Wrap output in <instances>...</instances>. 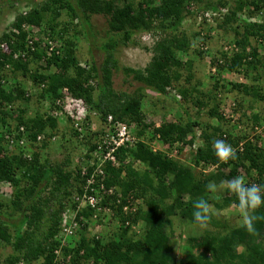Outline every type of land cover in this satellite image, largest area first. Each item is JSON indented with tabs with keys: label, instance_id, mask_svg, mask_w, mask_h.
I'll use <instances>...</instances> for the list:
<instances>
[{
	"label": "trees",
	"instance_id": "obj_1",
	"mask_svg": "<svg viewBox=\"0 0 264 264\" xmlns=\"http://www.w3.org/2000/svg\"><path fill=\"white\" fill-rule=\"evenodd\" d=\"M34 1L38 0L27 4ZM62 11L68 20L59 26ZM97 15L107 22L98 46L102 60L81 65L74 36L95 45L91 17ZM262 16L264 0H42L19 12L0 35V44L6 46L0 49V183L10 188L6 198L0 197V246L11 248L4 263L264 264V207L255 210L252 231L241 225L230 227L211 215L206 226L220 231L191 238L184 252L172 242L174 222L199 226L192 217L196 199H207L218 211L231 206L239 210L226 191L214 199V192L206 190L208 182L240 175L246 183L264 184V146L259 135L245 131L249 125L264 134V117L247 114L240 100L230 104L228 117L225 107H220L224 92L241 94L249 106L264 101V53L259 50L264 41ZM197 20L198 30L186 26ZM23 26L38 30L32 44ZM69 31L74 36L67 37ZM212 33H220L225 43L208 60L215 72L213 92L195 98L199 82L191 85L194 61L212 53L208 50ZM42 36L56 42V48L49 51ZM128 46L145 50L149 57L145 66L120 65L117 55ZM118 73L141 86L131 93L115 90L113 79ZM219 79L226 82L219 84ZM33 88L38 90L35 100ZM66 96L81 102L78 119L56 104H62ZM154 98L170 99L180 108L181 102L193 101L198 111L211 100L214 106L207 113L220 125L202 128L185 110L184 118L172 121L163 113L156 125L147 120L149 114L157 113ZM59 110L63 121L51 113ZM90 113L99 118L100 129H89ZM236 113L239 117L231 119ZM109 116L133 129L134 143L116 148L115 163L107 161L99 167L102 175L96 169L108 151L98 145ZM20 127L23 133L18 132ZM197 127L202 129L199 135ZM230 127L240 133L233 134ZM57 132L71 136L84 149L73 170L40 155ZM22 136L23 147L13 149L7 143L8 137ZM197 138L202 142L195 147ZM215 139L231 144L236 158L221 162L212 150ZM186 147H195L190 166L179 159ZM88 179L93 184L84 191ZM88 194H98L97 204L87 202ZM106 210L118 228L104 241L101 234L89 236L87 231L100 224ZM71 218L76 230L65 235L61 226L69 227ZM134 226L142 229L135 238Z\"/></svg>",
	"mask_w": 264,
	"mask_h": 264
},
{
	"label": "rangeland",
	"instance_id": "obj_2",
	"mask_svg": "<svg viewBox=\"0 0 264 264\" xmlns=\"http://www.w3.org/2000/svg\"><path fill=\"white\" fill-rule=\"evenodd\" d=\"M10 1L12 2V8L8 6V3L11 4ZM15 1V2H14ZM25 0H0V35L8 30L10 27V24L12 20H14L15 16L19 12H23L25 10H29L31 8H34L40 4L42 1H37L33 2L30 5L27 4V2H24ZM137 1V0H136ZM68 17L62 11L61 16L58 18L59 26L62 25L64 21H67ZM261 20H264V16L261 17ZM210 22V20H209ZM75 23V21H74ZM91 23L93 26V30L95 31L96 34V44L91 45L89 43V40H85L82 38L81 35H77L76 37L73 35L72 31H69L68 36L72 37L74 36V39L76 40V56L78 58V61L80 62L81 65H88L92 62V60L96 63L99 64L102 60V52L98 49V46L101 42V37L104 36V33L107 29V22H106V17L97 15V16H92L91 17ZM198 20L196 23L191 24V22L186 23V26L190 25L191 30H198ZM214 24V22H213ZM194 25V26H193ZM215 25V24H214ZM212 26V25H211ZM58 28V27H57ZM220 30V29H219ZM222 31V30H221ZM220 31V33H221ZM39 33V32H38ZM220 33H212L210 36L213 38L208 42V50H210L212 53L209 54V57L203 58L202 61H199L198 59L194 61V69L192 70V79H191V85L195 84L196 82H199V84L196 87L197 92H194L195 98H202L201 94L209 96L213 92L212 90V85L214 84L215 80L213 79V76H215V72L213 70H210L208 66V60L214 52L219 50V48L225 44L222 39L219 38ZM222 34V33H221ZM229 35L226 36L227 38L231 37L230 33ZM42 35V34H41ZM225 37V39H226ZM223 38V37H222ZM259 50L260 53H264V41L261 45H259ZM140 46H128L126 48H122V51L117 55L119 63L121 66H133L135 68H142L147 64L148 60V54L144 52ZM31 67H34V64L30 65ZM214 73V74H213ZM185 77V73H184ZM222 79L225 77H221ZM113 87L115 90H122L126 91L127 93H131L135 90H137V87L141 86L138 83H135L131 80L130 77L127 78V76L120 75L118 73L114 79H113ZM25 81V80H24ZM23 81V82H24ZM219 84L226 82V80H220L219 79ZM22 82V84H23ZM181 86L183 85L182 81ZM25 85V84H23ZM189 87V86H187ZM262 87L264 88V71H263V77H262ZM26 88L30 89V83H27ZM34 89V88H33ZM32 89V100H35V95L37 94L38 90H33ZM227 89H229V86H227ZM30 91V90H29ZM150 96V94L148 93ZM151 98V97H150ZM167 98V97H166ZM209 99V98H208ZM154 100L157 102V108H155L154 111H156V115L152 116L151 114L148 115L147 120L154 123V124H159L161 120H163V113H167L165 118L167 121H172L178 116H183L182 111L185 110L187 114L190 115L191 119L194 121L199 122L202 128H205L204 126H217L220 125V123L216 122L213 118L211 119L208 115V110L214 106L213 102L207 101V106H204L199 109L194 106V104L190 101H183L182 108L175 106L172 101L169 100H158V98H154ZM245 105V108H247V114H250L252 112L259 113L261 117H264V101L261 104L256 105L255 103H252L250 106L248 105V102H245V100L241 99V94H238L236 92H224L221 96V102H220V107H225L222 109L226 110L225 116L228 117L231 115L230 113V104H232L234 101H239ZM37 103V100L35 101ZM38 104V103H37ZM250 104V103H249ZM46 105V104H44ZM146 108L148 107V103L146 104ZM47 106V105H46ZM45 108V106H44ZM41 110V109H40ZM198 113V115L196 114ZM237 114V115H236ZM232 114L231 119H237L239 117V114ZM184 118V116H183ZM59 120L63 121L62 119L59 118ZM89 129L95 130V129H100L101 123L99 121V118L97 115H94L90 113V122H89ZM264 125V123H263ZM247 125V128H245V131L252 134V135H259L261 138V143L264 146V134L260 129L252 131ZM69 125L67 126L66 131L69 129ZM231 128V127H230ZM209 132L211 130L207 129ZM230 131L233 134H239L240 131L234 128H231ZM61 132V131H60ZM60 132L56 133V138L53 141H49L48 145L45 149L40 151V155L42 158H47L49 162L52 164H64L67 166L66 169L73 170L75 166L78 165L79 161V155L81 152H83V148L80 146L78 142L73 140L71 136L66 135H61ZM202 132V129L196 128V134L199 135ZM201 139L197 138L195 141V147L199 144H201ZM188 148L186 147L183 152L180 155V160L182 162H185L187 166H190V158L192 155V152L194 148ZM29 147L26 149L28 150ZM35 150V149H34ZM67 163V164H66ZM196 173H200L198 169H195ZM203 173H207V171H202ZM224 181V180H221ZM221 181H219L217 184H219ZM9 185H7L5 182L0 183V197H7V194H9ZM225 191H217L214 192V199H219L222 196H224ZM141 206V205H140ZM211 210H212V217L215 220H218L220 222H226V224L230 227H236L242 224V218L240 215V210H238L236 207H229L223 210H215L212 205ZM105 216L101 219L99 225H91L88 228V235L93 236L95 234H101V236L104 238V241L109 240L113 234L116 233L118 224L116 223L115 220H113L112 216L109 214V212L106 210ZM174 239L173 243L175 245V249H178V245L182 247V251H187L189 249L188 244L191 238H196L199 236L204 235L205 231H210V232H217L220 231L218 228L210 227V226H205V227H200V226H194L192 224H189L187 221L184 222V224L179 225L178 222H174ZM133 231V237L135 238L139 234L142 233L141 227L134 226L132 228ZM11 253V248L6 246L2 247L0 246V264H5L4 259L5 257ZM183 258L185 257L184 255H181ZM31 264H41V261L38 262H33Z\"/></svg>",
	"mask_w": 264,
	"mask_h": 264
},
{
	"label": "clouds",
	"instance_id": "obj_3",
	"mask_svg": "<svg viewBox=\"0 0 264 264\" xmlns=\"http://www.w3.org/2000/svg\"><path fill=\"white\" fill-rule=\"evenodd\" d=\"M212 150L215 156L226 163L230 159L236 158L235 149L224 139H215L212 142ZM206 190L210 192L226 191L234 197L242 218L241 227L253 230L256 220L254 212L256 209L264 207V184L246 183L243 176L237 175L228 180L221 181L219 184L210 181L206 184ZM193 222L200 227H205L211 219L212 210L209 201L199 198L192 203Z\"/></svg>",
	"mask_w": 264,
	"mask_h": 264
},
{
	"label": "built area",
	"instance_id": "obj_4",
	"mask_svg": "<svg viewBox=\"0 0 264 264\" xmlns=\"http://www.w3.org/2000/svg\"><path fill=\"white\" fill-rule=\"evenodd\" d=\"M206 16L211 17V15L208 13ZM23 30H25L26 32H28L29 38H28V44H32V41L36 39L35 34L38 33V30L35 29L34 27L31 26H23ZM31 37H33L32 39H30ZM43 37V40L48 44L49 46V51L53 50L56 48V42H52L50 41L47 37ZM5 44H0V49L3 51L5 50ZM16 56V55H15ZM14 56V57H15ZM66 91L64 90L63 93H65ZM57 105H60L63 112H66L70 117L74 118V119H78L82 113V109H81V102L80 101H73L69 96H66L64 98V102L62 104L59 103V101L56 102ZM55 117L60 118L61 116H64L62 114V112L59 111H55V112H51ZM62 119V118H60ZM102 129L105 132V137L103 139L102 144L98 145V149H101L102 146H104V148L107 149V153L106 155L99 159V166L97 167L96 171L99 174H104V172L99 169V167L101 166V164H107V161H111L112 164L113 162L115 163V158L112 156V152L114 150H116V148H118L119 146L125 144V143H129L132 144L134 143V136L132 135V131L133 129L131 127H127V125L121 123V122H113L112 118L109 116L106 120L105 125L102 127ZM19 133H23L24 132V128L20 127L18 130ZM38 139L40 140V138L38 137ZM38 140V141H39ZM7 143L14 149L17 146L19 147H23L26 142H25V138L24 136H22L20 139H16L15 137H8L7 138ZM85 168V167H84ZM83 168V171L85 170ZM82 171V173H83ZM93 184V180L92 179H88L87 180V185L84 187V191L87 190V186L88 185H92ZM103 189V188H100ZM104 193L106 194V192L104 191ZM98 197V194H88V203L91 204L92 206H94L95 204H97L96 199ZM100 199V198H98ZM124 209H127L126 207H124ZM132 211H135L134 209H132ZM68 224L69 227L65 226V224H63L61 226L64 234H71L73 233V228L74 231L76 230L75 225H77L75 222H73V218L68 219ZM62 234V235H64Z\"/></svg>",
	"mask_w": 264,
	"mask_h": 264
},
{
	"label": "crops",
	"instance_id": "obj_5",
	"mask_svg": "<svg viewBox=\"0 0 264 264\" xmlns=\"http://www.w3.org/2000/svg\"><path fill=\"white\" fill-rule=\"evenodd\" d=\"M21 1H22V0H21ZM28 1H29V0H25L24 2H28ZM10 2H11V4L8 3V6L12 8V5H13L12 2H13V1H10ZM14 2H15V1H14ZM34 2H35V1H34Z\"/></svg>",
	"mask_w": 264,
	"mask_h": 264
}]
</instances>
